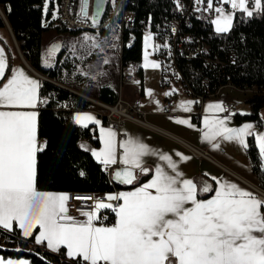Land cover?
<instances>
[{"label":"snow or ice","instance_id":"6c2138e0","mask_svg":"<svg viewBox=\"0 0 264 264\" xmlns=\"http://www.w3.org/2000/svg\"><path fill=\"white\" fill-rule=\"evenodd\" d=\"M223 2L252 15L246 8L247 0ZM86 5L87 0H83L82 15H86ZM208 6L212 7V0ZM255 6L260 10L261 0H255ZM216 11L220 13L213 21L216 31L227 32L232 16L220 8ZM150 40L151 36L145 38L146 46ZM6 68L0 51V79ZM39 88L40 84L23 71L13 70L12 77L0 87V109L35 108ZM209 109L224 111L220 104L209 105ZM75 121L84 127L97 122L91 115H77ZM204 123L206 140L222 137L246 147L244 137L253 134L251 124L229 128L223 119H206ZM101 141L104 147L92 155L107 168L117 162L115 133L102 130ZM256 141L264 157V134H257ZM119 147L123 149L121 164L147 171L141 159L150 154L146 145L129 139ZM42 150L37 142L35 111L0 110V226L5 229H11L15 221L28 237L38 226V244L47 241L52 251L64 246L69 258L81 257L86 264H264V201L235 183L217 181L214 197L198 201L197 184L180 180L182 173L176 170L177 165L169 156L161 155L175 176L157 167L149 183L106 197L107 201L121 200L122 204L114 207L97 201L93 212L78 221L67 214V195L37 190L36 154ZM116 179L131 184L135 176L126 169L116 172ZM200 191L209 192L210 188L203 184ZM186 204L192 206L186 208ZM108 208L116 214L115 225L97 227V212Z\"/></svg>","mask_w":264,"mask_h":264},{"label":"trees","instance_id":"16d2710c","mask_svg":"<svg viewBox=\"0 0 264 264\" xmlns=\"http://www.w3.org/2000/svg\"><path fill=\"white\" fill-rule=\"evenodd\" d=\"M43 1L0 0V8L27 64L40 75L67 86L69 83L62 75L63 71L67 70L68 77L72 78L73 59L69 62H67L68 58L62 60L65 51L60 49L55 65L44 66L42 57L44 33L53 31L58 35L78 37L85 32H96L97 38L104 40L116 35V31L113 32L110 28L112 25L115 29L119 28L120 20L111 21L112 24L108 29L69 31L61 24L58 15L56 19L49 17L50 12L44 15ZM178 1L188 6L191 0L125 1V8L133 11L135 18L131 22L133 32L131 46L123 48L122 62L133 60L138 63L142 60L143 33L140 29L146 22L151 24L155 39L166 41L165 36L162 35V25L165 18L177 15L176 3ZM108 9L109 7L105 5L99 24L105 22ZM211 22L205 18H194L191 28L187 31L200 38L202 43L208 46L211 57L223 61L232 51L234 53L233 62H225L223 66L208 68L198 58L187 60L175 57L171 63L167 45L168 49H159V52L155 53V57L160 59L164 67L162 73L164 76H178L185 87L195 95H213L218 88L224 85L237 89H258L256 94L249 96L246 100L249 114H235L233 119L236 124L253 122L260 126L261 112L264 110V0L260 11L251 16H246L242 12H234L232 26L227 34H216ZM0 26H4L1 19ZM124 30L127 33L126 27ZM168 63L172 69L167 72ZM205 80H208L207 84L204 83ZM39 95L46 102L38 116V136L44 139L45 143L43 150L38 152L36 158L37 190L110 193L113 187L107 176L102 173L101 166L95 162L90 151L81 144L83 140L90 138V128L80 127L72 121L74 110L90 109L94 105L78 95L45 81H41ZM66 99H69L70 103L64 108ZM117 99V92L109 85H103L97 89V101L113 105ZM246 145L251 169L259 180V186L264 189V168L252 136L247 138ZM117 188L120 189L118 185ZM108 211H105L107 218L104 222L106 224L111 223L114 218V214ZM0 239L3 240V245H0V257L3 259L23 258L28 264H72L61 259L59 257L61 254L55 256L37 248L29 251L28 244L33 239L30 237L26 241L21 240L17 229H13L9 234L0 230ZM75 262L78 263V261Z\"/></svg>","mask_w":264,"mask_h":264},{"label":"crops","instance_id":"0c3cea01","mask_svg":"<svg viewBox=\"0 0 264 264\" xmlns=\"http://www.w3.org/2000/svg\"><path fill=\"white\" fill-rule=\"evenodd\" d=\"M223 1V0H222ZM253 1V8L248 10L254 13L259 12L260 10L256 9L255 0ZM261 0V6H262ZM229 4V3H227ZM44 5V4H43ZM42 5V9H43ZM51 8H54V0H51ZM231 7V4H229ZM195 9H198V6H195ZM237 12H242L246 16L247 12L241 11L239 9H235ZM53 15V11L50 12V16ZM58 15V14H57ZM225 15L232 16L233 22V14L225 13ZM49 16V17H50ZM220 17V16H219ZM215 18L214 20L218 19ZM4 26H0V51L3 53V57L6 61L7 68L5 69V75L3 79H0V87L3 86L4 83L7 82L13 75V70H21L23 73L28 76L30 79L37 81L41 84L43 81L37 73L32 71L27 65V62H24L22 56L20 55V49H18L15 43V37L13 32L9 31L8 27L4 23L3 19L0 16ZM213 20V21H214ZM211 22L213 31L216 34L224 35L229 32H217L216 25ZM231 22V26H232ZM231 28V27H230ZM145 34V33H144ZM153 34V33H150ZM153 36V35H152ZM154 38V36H153ZM44 45L42 44V57L44 54ZM52 50V48H51ZM59 52V49H55V51H51V57L47 62L52 64L55 56ZM56 53V55H54ZM144 53V46L142 49V56ZM24 58V57H23ZM53 58V59H52ZM43 62L44 66L47 65ZM121 63V58H120ZM141 68H137V77L139 80L138 87H125L121 91V99L131 102L135 99L139 100L140 108L142 111L146 113L145 119L150 127H145L130 121L124 123L123 127L116 131L112 126L107 125L103 119L96 113L97 106L94 103L96 100L95 97H89L84 94L81 97L84 99H89L94 107L90 109H76L72 113V121L77 124L75 121V117L77 115H91L96 123H88L86 128H90V138L83 140L81 142L82 146L90 151L91 155L94 151L99 152L103 147V143L101 141V132L109 131L115 133V142H116V159L117 162L115 164L109 165L112 167L113 172L115 170H124V169H134L139 172L137 180L134 181L130 186L117 185L114 184L113 188L117 191L118 195L124 192H131L136 190L139 187H142L144 184L149 183L153 177L155 176L156 168L160 167L166 174L175 176V172L168 166L167 161L160 159L161 155L169 156L173 163L177 165V171L182 173V176L179 177L180 180L188 179L192 180L197 184V200L198 201H206L211 199L215 195V190L219 187L217 181L220 182H232L238 185L241 189L247 190L255 195L252 187L259 186V180L257 176L253 173L250 165V160L246 153V147L240 144L236 140H224L222 137H217L215 140H206L204 138V132L207 131L205 128V120H218L223 119L226 121V126L229 128H240L245 124H251L252 127V135H248L244 137L245 145L247 138L252 136L254 138L255 147L258 150L259 158L264 168L263 159L261 157L259 147L256 141L257 134H264V110L261 112L262 123L260 126L253 122H244L242 124H236L233 117L235 114L247 115L249 114V107L246 103V100L249 96H252L256 93H253V90L250 89H237L232 86H226L235 90V92L239 91L241 94L237 95L234 91L224 90L220 91V93L214 98H205L200 103L194 96H191L184 84L181 82L180 78L176 76L173 79L172 76H168L162 73V69L164 67L160 66V63L156 61V67L152 69H148L141 63ZM167 74V73H166ZM117 87V82L115 88ZM38 89V103L35 108H13V109H0V110H12V111H35L37 113V142L38 146L43 147L45 140L40 139L38 136V116L40 109H42L45 105L46 100L39 95ZM117 92V91H116ZM151 93V95H149ZM174 95V102L170 109L171 114L177 115L175 119L171 118L170 115H165L162 113V108L165 103L167 97ZM223 100H229L236 104V109L232 113H224L223 111H215L209 109V105L220 104L222 106ZM42 101V102H40ZM67 101V100H66ZM98 102V101H97ZM190 102V103H189ZM66 103V102H65ZM70 103V102H69ZM65 107V104H64ZM201 111V115L199 116V122H196V117L198 111ZM187 121L186 124L177 123V121ZM156 129L162 131L163 133L157 131ZM133 140L135 142L143 143L146 145L150 154L142 157V168L147 171H141V168H131L130 166L124 165L120 163V157L123 155V149L119 147L122 142L127 140ZM44 140V142H42ZM193 150H197L202 153H206L208 159L198 157ZM38 154V152H37ZM36 154V158H37ZM179 154V155H178ZM181 156L188 157L187 160H182ZM95 162H97L100 166H105L102 163L98 162L96 157L92 155ZM113 172L111 173V179ZM113 180V179H112ZM203 184H207L210 188L209 192H201L200 188ZM39 191V190H38ZM113 191V189H112ZM111 191V192H112ZM153 191L154 190H150ZM48 192L54 194H65L68 195L72 192L67 191H41ZM104 193L107 197L108 195H113V193ZM102 194V193H99ZM256 196V195H255ZM120 204L123 201L119 200ZM191 204H186L185 207H191ZM108 209H100L97 212V220L94 221V224L97 227L101 226H113L116 223V214H114L113 221L111 223H105L104 220H101V212L109 210ZM78 221H84L85 217H77L75 218ZM13 229H17L21 235V240L26 241L28 238H32V242L28 244L29 248H37L49 254L59 256L61 259L67 262H71L72 264H86L82 260L81 257H77L75 259L69 258L67 255V249L64 246H61L58 251H52L49 249L47 245V241H42L41 243L36 242V237L39 235L40 229L37 226L33 229L32 234L28 237H25L23 234V230L19 227V225L13 221L11 229H5L0 226V230L7 234L10 233ZM13 261V264H18L19 261H25V259H6ZM75 261H78L76 263ZM80 262V263H79ZM8 264V263H7Z\"/></svg>","mask_w":264,"mask_h":264},{"label":"built area","instance_id":"2783aa9c","mask_svg":"<svg viewBox=\"0 0 264 264\" xmlns=\"http://www.w3.org/2000/svg\"><path fill=\"white\" fill-rule=\"evenodd\" d=\"M111 3V8L107 11V17L105 24L112 18L119 19L121 23L120 28V40L126 41L129 37L128 33H125L124 27L131 25V22L134 20V12L126 11L124 9V0H106ZM58 19L62 25L69 31H90V30H99L105 24H100L99 27H94V22L92 20L85 18L81 14L82 9V0H60ZM200 5L202 8V13L207 21H213L215 18L220 16V13L216 11L217 8L223 10L224 14L229 13L233 14L235 11L233 8L229 7L228 4L220 0H212V7L209 8V0H200ZM194 6L187 7L185 3L180 1L178 2L177 15L170 18H165L162 25V33L170 41V53L172 55V61L176 57H182L187 60L198 58L203 62L205 67L213 68L217 65L223 66L225 62L231 63L234 60V53L226 55V58L222 61L215 57L210 56V50L208 46L202 43L201 39L188 32L187 30L192 26V13L189 9L194 10ZM246 8L248 10L253 8V1L247 0ZM104 13V11H103ZM102 13V15H103ZM199 16V15H198ZM113 21V20H112ZM144 26L147 30L152 28L149 22H146ZM126 35V36H125ZM21 55V53H20ZM122 58V51H120ZM22 56V55H21ZM137 63L133 60L120 63V79L119 85H128L130 87H138L139 80L137 77ZM205 84L208 83V80L204 81ZM185 86V85H184ZM226 85L218 88L217 92L213 95H195L191 93L187 88L188 93L191 96H194L200 103L205 98H214L220 91L225 88ZM247 87V86H245ZM70 100L68 99L65 103V106L69 104ZM174 102V95L167 97L162 108V113L165 115H170L171 118L175 119L177 115L171 114L170 109ZM97 106V114L105 121L107 125H110L116 131H119L125 122L130 121L145 127H150L146 122L145 116L146 113L141 110L139 100L135 99L134 101L128 102L121 99L118 96L117 101L112 106H106L101 102L94 101ZM65 108V107H64ZM222 108L224 113H232L236 109V104L229 100H223ZM201 111L197 113L196 122H199V116ZM152 128V127H150ZM157 131L163 133L162 131L156 129ZM44 142V140H42ZM198 157L208 159L206 153L193 150ZM262 157V156H261ZM263 164H264V157ZM102 173H104L110 185L113 187V181L111 179V173L113 172L112 167L101 166ZM256 197L264 201V189L260 186L252 187ZM113 195H118L117 191L113 188L111 192ZM107 202L111 203L114 207L119 205V200L107 201L104 193H80L72 192L68 195V200L66 202L67 214L73 218L77 217H87L88 214H91L94 210L95 202ZM109 213L115 214V212L110 208ZM101 220H106L107 214L101 212Z\"/></svg>","mask_w":264,"mask_h":264},{"label":"rangeland","instance_id":"374dc122","mask_svg":"<svg viewBox=\"0 0 264 264\" xmlns=\"http://www.w3.org/2000/svg\"><path fill=\"white\" fill-rule=\"evenodd\" d=\"M107 1L105 0V3ZM51 0L43 1V10L44 15L46 13L53 11V15L50 16L52 19L57 18V14L59 11V0H54V8H51ZM227 4V3H226ZM229 5V4H228ZM230 7V5H229ZM232 8V7H231ZM49 10V11H48ZM0 11L2 12L1 8ZM237 12L236 10H234ZM3 13V12H2ZM84 17V16H83ZM85 18L94 22V27H99V20L94 21L92 19L91 13L89 11L88 15ZM115 18L109 20L102 29H108ZM113 20V21H112ZM112 21V22H111ZM111 22V23H110ZM46 24V21H45ZM113 26V25H112ZM111 26V30L113 32L116 31V35L112 38L107 37L106 39L97 38L98 34L96 32H85L82 33L78 37H72L66 34H60L50 31L44 33L43 36V45H44V54H43V62H46L51 57V48L52 49H63L65 51L62 60L68 58L67 62L73 59V68H72V78L68 77L67 70L63 71L62 77L69 83V85L65 86L69 89L76 91L77 93L84 94L89 97H95L97 94V89L103 85H109L115 91H117L118 96L121 97V91L125 87H130L128 85H119L120 79V50H119V42H120V28L116 29ZM100 30V29H99ZM97 31V30H90ZM153 34L145 33L143 34V46L144 53L142 56V60L137 63L136 67L141 68V63L145 66L147 63V68L150 70L153 67L152 64L156 65V61L160 63L162 69V63L159 58L155 57V53L159 52V49L165 50L168 49L167 45L169 43L165 40H157L153 38ZM147 36H151V40L148 42L147 46L145 43V38ZM111 37V36H110ZM15 43L19 48L18 42L15 40ZM21 51V50H20ZM232 52V51H230ZM230 52L228 54H230ZM23 56L22 52H20ZM147 53V60L145 59V55ZM164 53V52H162ZM56 55V53L54 54ZM167 55V54H166ZM53 59V58H52ZM233 62V61H232ZM231 62V63H232ZM56 63L55 56L52 64L47 62L46 67L54 66ZM167 72L172 68L169 67V63L167 64ZM174 71V70H173ZM75 75H79V77H75ZM176 75V74H175ZM176 76L173 75V79ZM117 82V87L115 88ZM72 87V88H71ZM224 90H232L231 88L225 87ZM221 91V92H222ZM238 93V94H237ZM235 94L241 96L243 95L241 92L237 91ZM0 245H3V240L0 239ZM29 251H33V248H28ZM0 261H3V264H7L9 260L3 259L0 257Z\"/></svg>","mask_w":264,"mask_h":264},{"label":"water","instance_id":"95a60500","mask_svg":"<svg viewBox=\"0 0 264 264\" xmlns=\"http://www.w3.org/2000/svg\"><path fill=\"white\" fill-rule=\"evenodd\" d=\"M104 6H105V0H87V5H86V15H82V16H87L88 15V13H89V11H90V13H91V16H92V19L94 20V21H98L99 19H100V17L102 16V13H103V11H104ZM82 7H83V0H82ZM0 16H1V18L3 19V21H4V23L6 24V26L8 27V29H9V31H11L12 32V30H11V28H10V26H9V24H8V22H7V20H6V17H5V15L0 11ZM22 59L24 60V62H26L25 61V59L23 58V56H22ZM26 65L32 70V71H34L27 63H26ZM35 73H37L36 71H34ZM38 74V76L43 80V81H45V82H47V83H50V84H52V85H54V86H56V87H59V88H62V89H64V90H67V91H69V92H71V93H73V94H75V95H78V96H82V95H80V93H77L76 91H74V90H72V89H69V88H67V87H65V86H63V85H61V84H59V83H57V82H55V81H53V80H51V79H48V78H46V77H44V76H42V75H40L39 73H37ZM83 97V96H82ZM87 100H89V99H87ZM90 101H92V100H90ZM126 169H124V170H115L114 172H113V175H112V181H113V184H116V185H126V186H130L134 181H136L137 180V177H138V174H139V172L137 171V170H134V169H127V170H131L132 172H133V174H134V176H135V179H134V181L131 183V184H124V183H121L120 181H118L117 179H116V172H123V171H125Z\"/></svg>","mask_w":264,"mask_h":264},{"label":"bare ground","instance_id":"6f19581e","mask_svg":"<svg viewBox=\"0 0 264 264\" xmlns=\"http://www.w3.org/2000/svg\"><path fill=\"white\" fill-rule=\"evenodd\" d=\"M124 1H126V0H124ZM178 2H180V1H178ZM178 2L176 3V14H177V10H178ZM55 5V4H54ZM105 5L106 6H108L109 7V9L111 8V3H109V2H106L105 3ZM190 6H198V9H195L194 8V10L193 9H189L190 11H191V13H192V17H191V20H192V23H193V19L194 18H205L204 17V15H203V13H202V8H201V5H200V0H191L190 1V4L187 6V7H190ZM105 7V6H104ZM124 9L126 10V11H131V10H128V9H126L125 8V3H124ZM43 12H44V10H43ZM131 12H133V11H131ZM199 15V16H198ZM101 18V17H100ZM134 18H135V13H134ZM206 19V18H205ZM100 20V19H99ZM105 22H106V20H105ZM105 22H103V23H100V24H105ZM140 31L144 34V33H152V28L150 29V30H147V28L145 27V26H143L141 29H140ZM127 33H128V35H129V37H128V39L126 40V41H121L120 40V42H119V50L120 51H122L123 52V48L124 47H130L131 46V40H132V35H133V32H132V25H129V26H127ZM162 35H164L163 33H162ZM165 36V35H164ZM165 39H166V41H167V43H169V51H170V41H169V39L165 36ZM170 55H171V53H170ZM176 57V56H175ZM175 60V59H174ZM171 63H173V61H172V55H171V61H170ZM250 90H253L254 92L253 93H257L258 92V89H256V88H251ZM67 100V99H66ZM102 103V102H101ZM102 104H104V105H106V106H112V105H108V104H105V103H102Z\"/></svg>","mask_w":264,"mask_h":264}]
</instances>
